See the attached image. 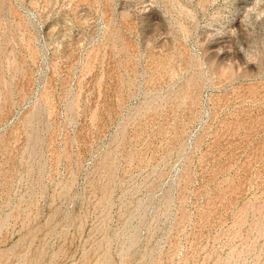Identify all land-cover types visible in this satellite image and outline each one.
Instances as JSON below:
<instances>
[{
	"label": "rangeland",
	"instance_id": "obj_1",
	"mask_svg": "<svg viewBox=\"0 0 264 264\" xmlns=\"http://www.w3.org/2000/svg\"><path fill=\"white\" fill-rule=\"evenodd\" d=\"M0 264H264V0H0Z\"/></svg>",
	"mask_w": 264,
	"mask_h": 264
}]
</instances>
